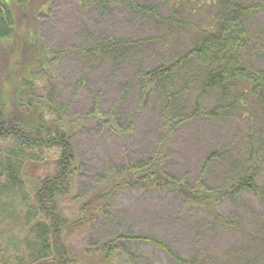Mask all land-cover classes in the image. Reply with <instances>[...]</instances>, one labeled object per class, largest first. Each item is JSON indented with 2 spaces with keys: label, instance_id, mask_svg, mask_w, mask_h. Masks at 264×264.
<instances>
[{
  "label": "rangeland",
  "instance_id": "obj_1",
  "mask_svg": "<svg viewBox=\"0 0 264 264\" xmlns=\"http://www.w3.org/2000/svg\"><path fill=\"white\" fill-rule=\"evenodd\" d=\"M4 1L9 4V0ZM48 1L31 0L25 8L14 10L18 16L16 45L25 32L34 30L49 52L80 53L110 38L142 41L133 50L105 54L95 60L77 54L57 58L48 54L47 80L35 92L21 95L63 108L62 118L72 134L81 170L72 197L60 203L66 217L73 218L82 202L129 177L117 169L148 163L157 156L166 133L165 111L171 119H179L199 104L200 110L224 113L220 120L185 122L167 139L161 167L191 188L205 158L212 153L217 158L203 176L204 184L212 190L227 187L245 169L252 140L259 143V154H264V110L252 109L246 114L238 104L230 105L241 93L239 86L235 90L225 86L203 93L199 77L204 69L195 63L184 65L176 75L152 89L145 108L136 115L144 85L141 71L170 65L186 55L206 25L223 22L219 15L226 12L229 2L252 6L257 0H219L213 5L210 0H141L144 5L155 6L163 19L175 16L177 24L135 15L128 7L99 12L96 8L79 7L76 0ZM206 1L211 5L198 7V2ZM244 27L250 38L241 58L249 72L264 75V9L245 18ZM16 48L12 44L4 50ZM3 67V78L12 74L7 62ZM7 91L3 84L0 94ZM246 102L247 106L252 105L251 101ZM130 120L133 129L126 139L109 129H120ZM258 185L262 199L243 194L232 203L216 207L220 215L239 220L241 228L237 231L214 227L206 210L189 207L171 193L132 189L120 192L109 213L75 236L72 244L82 255L100 259L103 247L118 236L151 237L169 246L181 260L195 264H247L252 260L255 262L251 264H264V166ZM110 264L179 263L152 244L123 240L116 244Z\"/></svg>",
  "mask_w": 264,
  "mask_h": 264
},
{
  "label": "trees",
  "instance_id": "obj_2",
  "mask_svg": "<svg viewBox=\"0 0 264 264\" xmlns=\"http://www.w3.org/2000/svg\"><path fill=\"white\" fill-rule=\"evenodd\" d=\"M30 1L9 0L8 4L0 0V92L3 84L8 90L0 94V264H110L116 244L123 240L144 241L163 251L176 263L195 264L181 260L169 246L151 237L118 236L103 247L100 259L82 255L72 241L97 219L109 213L120 192L132 189L171 193L189 207L206 210L212 217L214 227L239 230V220L234 216L220 215L216 207L221 203H232L243 194H250L258 200L263 198L258 178L264 166V154H259V143H253V140L249 143L246 167L227 187L212 190L204 184V172L211 161L217 158V154L212 153L205 158L199 177L191 188L161 167L160 158L165 153L167 139L176 127L185 122L220 120L224 113L218 114L215 109L200 110L199 104L195 105L192 113L179 119H171L165 111L166 133L160 140L157 156L148 163L137 162L117 169L129 177L112 186L109 191L95 194L82 202L76 207L73 218L66 217L60 203L72 197L75 180L81 170L72 134L67 131L62 118L63 108L21 95L35 92L39 89L38 85L47 80L48 54H53L55 58L77 54L95 60L105 54L133 50L142 41L110 38L106 42L86 47L80 53L49 52L37 36V30L36 34L34 30L32 33L25 32L23 39L16 45L18 16L14 10L25 8ZM76 1L81 8H96L102 12L108 8L128 7L135 15L165 24H177L175 16L163 19L155 6L144 5L141 0ZM257 1L252 6L229 2L226 12L219 15L223 22L206 25L186 55L170 65L159 66L149 72L141 71L144 85L136 115L145 108L150 91L176 75L188 63H195L204 69L199 77L203 93L219 91L225 86L235 90L239 86L240 96L235 97L230 105L238 104L246 114L251 113L252 109L264 110V75L249 72L241 58L250 38L244 29V19L264 9V1ZM209 2L213 5L219 0ZM209 2H198V7L203 4L208 7L211 5ZM50 7L46 8V13ZM182 23L185 24V21ZM2 42H6L5 45ZM12 44L17 47L15 50H4ZM5 62L11 67L12 74L3 78ZM246 101H251L252 105L247 106ZM96 111L94 106V118L97 117ZM109 129L118 137L126 139L133 129V122L130 120L120 129ZM252 262L255 261H246L247 264Z\"/></svg>",
  "mask_w": 264,
  "mask_h": 264
}]
</instances>
